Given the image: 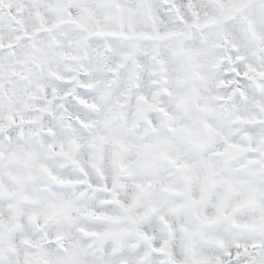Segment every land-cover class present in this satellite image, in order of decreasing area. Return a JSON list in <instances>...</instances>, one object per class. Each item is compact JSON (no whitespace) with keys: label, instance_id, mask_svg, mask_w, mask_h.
Wrapping results in <instances>:
<instances>
[{"label":"snow or ice","instance_id":"6c2138e0","mask_svg":"<svg viewBox=\"0 0 264 264\" xmlns=\"http://www.w3.org/2000/svg\"><path fill=\"white\" fill-rule=\"evenodd\" d=\"M0 264H264V0H0Z\"/></svg>","mask_w":264,"mask_h":264}]
</instances>
